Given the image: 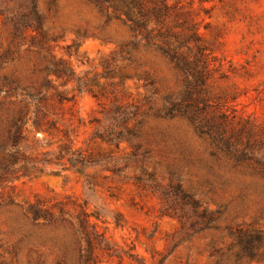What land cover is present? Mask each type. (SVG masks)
I'll use <instances>...</instances> for the list:
<instances>
[{
    "label": "rangeland",
    "instance_id": "rangeland-1",
    "mask_svg": "<svg viewBox=\"0 0 264 264\" xmlns=\"http://www.w3.org/2000/svg\"><path fill=\"white\" fill-rule=\"evenodd\" d=\"M142 4L192 61L164 85L114 51L140 30L92 1L37 0L34 30L27 0H0V143L22 131L26 167L0 184V264H264V0Z\"/></svg>",
    "mask_w": 264,
    "mask_h": 264
},
{
    "label": "trees",
    "instance_id": "trees-1",
    "mask_svg": "<svg viewBox=\"0 0 264 264\" xmlns=\"http://www.w3.org/2000/svg\"><path fill=\"white\" fill-rule=\"evenodd\" d=\"M92 1L101 12L108 17L118 18L122 23L127 24L129 29L134 33L135 30H140L141 34L144 35V41L141 42L136 38H127L120 40L118 44V49L114 50L115 53H119L122 60L128 62H139V67L148 66L147 68H142V73H138L139 76H143L145 80L152 84L164 85L168 82L167 73L163 72L162 65L168 70L167 64L171 61L178 68L190 67L192 61L186 53L179 52L177 50L178 45L176 44L178 40L176 38L171 39L169 35L159 32L160 39L155 40L150 34L151 29L147 26V20L143 17H135L132 15L131 5H136L137 10L142 11L144 6L142 0H90ZM27 7L25 11V17L30 20L32 29H40L42 24V15L37 9V0H27ZM111 8V12H108ZM124 8V9H123ZM169 6L166 3L161 4L159 12L168 9ZM118 10H122L125 14V19H121ZM142 18V19H139ZM18 26V25H17ZM153 30V29H152ZM192 38L195 41L200 40V33L193 30ZM142 50V51H141ZM148 53V54H146ZM151 55V56H150ZM154 59L155 64L153 65ZM157 61V62H156ZM173 72L176 71L174 68H170ZM59 96L62 97V92H58ZM68 100V99H67ZM165 106V105H164ZM163 107V106H162ZM122 117L120 122L124 125L128 119L127 113H120ZM17 129L20 130V125H17ZM22 131H6L2 135V141L0 143V184L4 182L11 181L12 179L19 176L17 173L19 168L26 170V167H15V160L17 159L18 148L16 142L21 138ZM63 156V153H59ZM71 166H75L72 160H70ZM82 166L77 167V171H82ZM255 173L261 177V181L264 182V160L256 167L252 168ZM26 172V171H25ZM259 188L264 189V184L259 183ZM81 206V205H80ZM41 210H45L36 200L34 203L28 204V211L32 214V217L37 218L41 215ZM81 213H84L83 208H81ZM205 216V215H203ZM238 244L243 245V248L247 250L248 253L251 252L253 248V241L259 238V234L252 233L246 229L240 230L237 234ZM251 254V253H250Z\"/></svg>",
    "mask_w": 264,
    "mask_h": 264
}]
</instances>
